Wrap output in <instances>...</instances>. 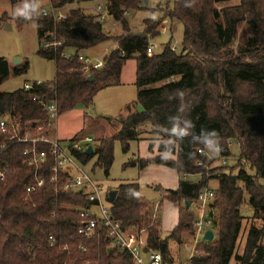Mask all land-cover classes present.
<instances>
[{"label": "trees", "instance_id": "16d2710c", "mask_svg": "<svg viewBox=\"0 0 264 264\" xmlns=\"http://www.w3.org/2000/svg\"><path fill=\"white\" fill-rule=\"evenodd\" d=\"M38 1L27 0L37 9L25 10L31 12V18L22 15L21 19L36 22L37 53L54 61V79L44 82L41 93L57 103L59 114L77 105L88 106L101 85L119 81L126 60L136 62V99L127 104L125 115L117 117L120 128L100 138L92 154H86V146L79 150L69 146L71 155L86 163L95 154L97 164L108 174L114 140L126 152L129 142L140 140L144 134L140 128L147 127L145 133L160 140L159 153L130 159L124 167L141 170L159 164L175 169L181 177L178 187L166 190L162 197L177 204L183 202L178 208V223L168 236H161L159 220L153 219L137 182L119 183L113 201L107 195L112 215L125 226L145 227L147 248L159 251L166 264H173L169 240L181 241L184 233L194 232L193 215L185 201L193 202L204 188L206 166L211 162L197 148L219 144L220 155L228 157L227 143L236 140V172L224 170L214 177L217 186L209 215L217 236L204 242L202 253L196 251L187 264H229L232 257L236 264H264V0H167L159 10L164 17L181 22L180 49H173L169 40L161 51L151 54L146 49L149 38L158 34L160 20L146 18L145 29L132 32L125 17L131 10L148 9L142 0H106L109 16L123 30L116 36L104 28L108 21L99 22L95 12H86L80 6L90 0H50L54 8L63 10L58 20L41 15ZM72 4L75 6L70 7ZM54 40L61 43L43 46ZM111 41L117 47L103 55V65L85 73L78 54ZM67 48L75 53L63 56ZM26 69V64L10 66L0 57V84L11 73L19 75ZM90 74L92 81L87 80ZM5 116L18 118L19 136L26 131L36 136L38 125L45 133L49 129L46 111L22 87L0 91V119ZM105 119L111 121L112 117ZM152 147L153 142H149V150ZM31 148V142L13 141L0 132V171L5 169L4 179H0V264H131L129 253L112 245L105 230L89 239L77 233L79 209L89 205L84 190L64 189L67 170H60L57 180L50 181L54 157L47 142L34 144L35 153H45V162L26 164L32 153L24 151ZM245 164L252 174L243 167ZM199 173L198 180L185 178ZM35 175L43 178L44 184L27 194L25 188L34 182ZM243 204L252 219L262 223L250 225L242 253L233 254L246 216L241 213ZM80 245L86 250L82 251Z\"/></svg>", "mask_w": 264, "mask_h": 264}, {"label": "rangeland", "instance_id": "374dc122", "mask_svg": "<svg viewBox=\"0 0 264 264\" xmlns=\"http://www.w3.org/2000/svg\"><path fill=\"white\" fill-rule=\"evenodd\" d=\"M167 0H148L144 2L148 9L131 10L126 13L129 30L132 32L143 31L146 27L145 19L155 22L160 20L158 25V34L149 38V43L153 44L154 51L159 52L169 40H171L172 46L177 52H179V45L182 39L183 26L177 19H170L164 17L159 7L162 8L166 5ZM96 3H100L102 8L106 10V0H90L80 3V6L85 9L86 12H94L93 6ZM27 4V0H0V57H4L11 65L13 58H19L21 64H26L27 69L25 72L14 75L10 74L9 77L0 84V91H11L20 88L24 82L43 81L50 82L55 76V65L53 60L45 59L38 55V38L36 32V22L23 21L21 19V11L25 10L24 5ZM40 8H47L50 4V0H39L37 2ZM75 6V5H69ZM40 12V9H39ZM108 23L104 24V28L111 35H119L123 32L119 22L114 21L111 17L108 18ZM115 43V41H111ZM111 48V44L108 42L101 43L95 48V52L87 53L82 51L81 53L93 56H101L106 54ZM75 53L73 48H67L66 54L72 55ZM19 63V64H20ZM137 89L135 86V69L134 60H127L126 65L122 69L119 75V81L113 84L101 85L97 91L92 95L90 104L79 110V108L70 109L61 113L55 123L49 128L48 135L51 138L56 136L60 137V142L77 139L79 143L85 144L83 137L85 135L95 138L109 137L120 128V123L117 117L123 116L127 113L125 107L136 99ZM100 117L97 123L102 124L95 135L91 131L86 130V124L94 119ZM106 117H115L111 121L106 120ZM142 131L141 139L138 141H130L129 147L126 152L122 150V145L118 140H114L113 145V161L109 168L108 174H105L102 167L97 164V156L95 154L90 157L86 163H80L83 170L91 177V179L99 186L101 198L105 205H109L108 192L111 189H115L119 183L138 181L139 169L136 167H124V164L130 159L136 158L146 151H149V144L144 142L149 140L153 142L155 148L159 144L160 140L156 139L153 135L145 133L148 130L147 127H141ZM144 131V132H143ZM147 136L151 139H144ZM100 142V141H99ZM229 147V156L225 164H222L219 158H216L213 151V145L206 147V155L208 160H211L210 165L206 166L205 171V186L208 189L215 192L217 186V179L214 178L224 170L236 172L235 165L239 157V144L236 140H231ZM88 144V143H87ZM89 145V144H88ZM97 145H93L95 148ZM167 156L175 158V155ZM249 173H253L247 164L243 165ZM185 178L189 180H198L201 178V174L186 175ZM138 183V182H137ZM158 185H145L141 189L142 198L146 204L151 208L153 213V219L159 220V230L161 236L164 238L169 235L170 229H161V223L164 218H175L176 208L171 203H167L162 197L164 188L155 190ZM161 187V186H160ZM214 204V195L212 199ZM183 206V202L178 204V208ZM187 211L193 215V221L196 218V208L194 202H191ZM215 211V210H214ZM241 213L246 215L240 225L239 233L237 236L236 246L233 254H241L244 248L246 235L251 224L259 226L262 222L258 219H252L251 211L246 204L241 206ZM142 230L143 236L146 237L147 229L145 227H138ZM213 237L212 240L216 238ZM208 242L202 240L200 234L184 233L181 236V241L169 240V252L172 257L173 264H187L189 257L197 253L201 254L202 249L200 246ZM196 248V246H198ZM196 249V250H195ZM229 264H236L234 257L231 258Z\"/></svg>", "mask_w": 264, "mask_h": 264}, {"label": "built area", "instance_id": "2783aa9c", "mask_svg": "<svg viewBox=\"0 0 264 264\" xmlns=\"http://www.w3.org/2000/svg\"><path fill=\"white\" fill-rule=\"evenodd\" d=\"M93 10L97 14V20L99 22L109 20L108 18L110 16L107 9L104 10L100 3H96L93 6ZM39 13L41 15H52L54 20H58L63 16V10L54 8L51 4H49L47 8H40ZM60 43L61 41L54 40L52 42H45L43 46L48 47L50 45H59ZM146 51L149 54L153 53L154 46L149 44ZM62 55L65 57L68 56L65 52H63ZM78 59L81 61L82 70L85 73H88L91 67L100 68L104 63L103 55L93 56L79 53ZM21 87L32 101L37 102L43 107L48 115V128L52 127L59 116V109L55 101L47 99L45 93H41V89L44 87V82H24ZM18 129L19 120L17 117L10 118L5 116L0 119L1 133L8 134L9 139L13 141H29L32 143V148L24 151L25 154L32 153L31 159L24 161L26 164H35L38 166L45 162V153H35L34 144L36 142H47L50 144V154L54 157V164L51 167L53 175L50 177V181L54 182L57 180V175L60 170H67L68 174L63 180L64 189L71 191L84 190L89 205L86 208L79 209L80 222L77 227V233L82 238L89 239L95 236L98 232L105 230L106 237L112 245L121 250H126L129 253L131 264H166L159 251L147 248L146 237L143 236L142 230L131 225L125 226L119 219L112 215L109 205L103 203L99 186L95 184L91 177L83 170L80 163L75 157H73V155H71L69 146L76 150H79L84 146L87 147L88 144L93 147V145L99 144L96 139L85 135L83 137V141L86 142L85 144L79 143L77 139L60 142L59 139L51 138L48 135L49 129L45 133L42 125L36 127V136L31 135L29 131H26L23 136H19ZM227 144L230 146L229 141ZM213 151L215 152L216 158H219L221 163L225 164L228 157L220 155L219 144L213 146ZM197 152L204 156L209 154L206 148L202 147H198ZM197 164H201V162H198ZM4 173L5 169L0 171L1 180L4 179ZM43 184L44 179L35 175L34 182L28 184L25 191L29 194ZM213 195V190L204 187L199 191L197 197L193 201L196 208V218L193 221L194 233L196 235L200 234L203 236L205 230H212V218L209 214L213 212L211 208ZM202 240H204L203 237ZM53 242L54 239L50 237V244H53ZM79 248L82 251L86 250L84 245H80ZM83 264H90V261H85Z\"/></svg>", "mask_w": 264, "mask_h": 264}, {"label": "crops", "instance_id": "0c3cea01", "mask_svg": "<svg viewBox=\"0 0 264 264\" xmlns=\"http://www.w3.org/2000/svg\"><path fill=\"white\" fill-rule=\"evenodd\" d=\"M108 43L111 44V48L109 50H111V49L116 47V43H111V42H108ZM97 46L98 45L86 50V52L87 53L95 52L94 50H95V48ZM65 53H66V50H65ZM90 55H92V54H90ZM128 60H134V59H128ZM126 62H127V60L123 63L121 71L124 68V66L126 65ZM9 65L12 66L10 63H9ZM134 69L136 71V62H135V60H134ZM84 107H85L84 105H77V106L73 107L72 109L79 108V110H83ZM86 108H87V106L85 107V109ZM137 108L139 109L140 107L138 106ZM112 118H115V117H112ZM98 119H101V118L98 117L97 119H94V121H91L89 123H85L86 124V130L93 132L94 135L98 131H100L99 129H101L99 127L102 124L97 123ZM56 124H57V122H55V125ZM95 137L96 136H94L93 138L96 139ZM55 138L60 139V137H58V136H56ZM96 140L99 142L100 138H97ZM144 142L149 144V140H145ZM158 153H159L158 145H157V148H155V145L153 144L152 149L149 150V151H146L143 154L142 157L143 158L144 157H151V156L156 155ZM139 157H140V155H139ZM180 179H181V177H180L179 173L175 169H173L171 167H167V166L159 165V164H149L146 167H144L143 169L139 170L138 181L137 182L139 184L140 191L145 185L154 186V185L157 184L158 187H155V190H159L160 188H164V189H162L163 190L162 196H164L166 194V190H168V189H176L178 187ZM186 179H188V178H186ZM165 201L167 203L173 204L174 206H177V207H175L176 208V216H175V218L172 217V216L170 218H167V217L164 218V216H163V222L161 223V229L165 228V229L172 230L178 223V204L170 202L168 200H165Z\"/></svg>", "mask_w": 264, "mask_h": 264}, {"label": "water", "instance_id": "95a60500", "mask_svg": "<svg viewBox=\"0 0 264 264\" xmlns=\"http://www.w3.org/2000/svg\"><path fill=\"white\" fill-rule=\"evenodd\" d=\"M143 2L147 3L148 0H142ZM12 62L14 65H19L20 63V60L19 58H13L12 59ZM87 80L88 81H92L93 80V74H90L88 77H87ZM86 154H92L93 153V147L91 145H88L86 147V150H85ZM116 193H117V190L116 189H111L109 192H108V197L111 201L114 200L115 196H116ZM191 204V200H186L185 201V207L186 208H189ZM203 239L205 241H211L213 239V231L211 229H207L204 231L203 233Z\"/></svg>", "mask_w": 264, "mask_h": 264}, {"label": "clouds", "instance_id": "9594fccd", "mask_svg": "<svg viewBox=\"0 0 264 264\" xmlns=\"http://www.w3.org/2000/svg\"><path fill=\"white\" fill-rule=\"evenodd\" d=\"M29 8L31 9V12H35L37 9V6L36 5H28V4L24 5L25 10H27ZM25 10H22L20 14L24 15L26 19L31 18V12H28Z\"/></svg>", "mask_w": 264, "mask_h": 264}]
</instances>
